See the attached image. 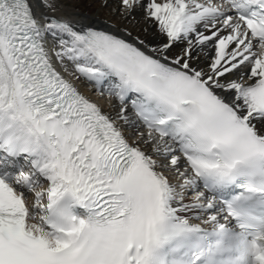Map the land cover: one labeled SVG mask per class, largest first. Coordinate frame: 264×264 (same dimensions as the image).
I'll return each instance as SVG.
<instances>
[{
  "label": "snow or ice",
  "instance_id": "obj_1",
  "mask_svg": "<svg viewBox=\"0 0 264 264\" xmlns=\"http://www.w3.org/2000/svg\"><path fill=\"white\" fill-rule=\"evenodd\" d=\"M0 264H264V0H0Z\"/></svg>",
  "mask_w": 264,
  "mask_h": 264
}]
</instances>
